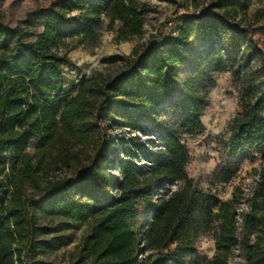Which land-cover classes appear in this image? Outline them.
<instances>
[{"label":"trees","instance_id":"1","mask_svg":"<svg viewBox=\"0 0 264 264\" xmlns=\"http://www.w3.org/2000/svg\"><path fill=\"white\" fill-rule=\"evenodd\" d=\"M149 9L140 0L54 1L23 20L41 25L31 38L0 12V264H56L44 256L86 220L91 264H187L203 229L215 243L203 264H231L237 249L242 264H264V164L242 209L240 187L223 200L189 176L184 140L205 130L213 63L231 73L239 100L211 182H231L245 160L264 161V0L176 11L119 57L116 74L96 70L65 88L70 38L96 44L102 29L141 38ZM195 35L209 49L184 72ZM66 168L71 176L56 175Z\"/></svg>","mask_w":264,"mask_h":264},{"label":"rangeland","instance_id":"2","mask_svg":"<svg viewBox=\"0 0 264 264\" xmlns=\"http://www.w3.org/2000/svg\"><path fill=\"white\" fill-rule=\"evenodd\" d=\"M56 1L58 4L63 0H0V12L3 20L11 25H21L27 31V37L41 30V25L31 26L24 23L23 20L30 12L38 8L47 7ZM150 4V9L146 13L144 34L141 38L129 40H117L114 31L102 29L100 37L96 44L80 42L77 38H70V49L68 56L72 63L68 65L63 74L65 88L68 90L75 86L83 77L93 71L102 70L107 74H116L123 64V59L131 54L132 49L138 43L146 41L152 33H157L168 16L176 11L195 12L207 6L211 0H140ZM180 5V6H177ZM119 23H116V27ZM194 42L193 53L182 66L184 72L191 71L203 59L209 49V41L192 37ZM206 71L212 82H210L207 95L208 104L203 111L202 121L204 129L201 134L194 137L185 136L184 140L191 151V160L188 164V173L199 186L206 192L216 194L219 198L225 200L233 196L236 187L242 190L241 208L246 209L251 191L255 186L258 173L264 161L257 158L253 161H243L238 169L237 176L227 184L212 183L210 175L216 164L219 162V142L222 137L227 136L228 123L237 111L238 92L234 86L230 72L217 71L213 63L206 65ZM177 98V95L168 99L165 104L170 103ZM33 150V146L29 147ZM74 168H66L56 172V175L71 176ZM170 188V186L168 185ZM241 210V209H240ZM241 221V216L238 217ZM58 220L48 221L51 226L57 225ZM91 231V221L86 220L81 223H75L73 227L62 232L71 235V241L58 248L45 259L53 261L56 264H91L92 257L87 255L86 250L82 249L85 237ZM197 250L194 255L185 257L187 264H203L205 258L210 257L215 249L214 239L208 229H203L196 243ZM235 256L231 259V264H242L243 259L237 249ZM144 254L138 256V261H142Z\"/></svg>","mask_w":264,"mask_h":264},{"label":"built area","instance_id":"3","mask_svg":"<svg viewBox=\"0 0 264 264\" xmlns=\"http://www.w3.org/2000/svg\"><path fill=\"white\" fill-rule=\"evenodd\" d=\"M171 189L175 188L176 187V184H170L169 185Z\"/></svg>","mask_w":264,"mask_h":264}]
</instances>
